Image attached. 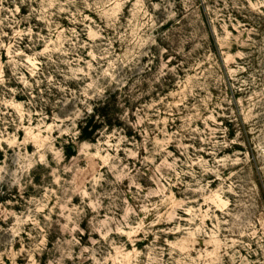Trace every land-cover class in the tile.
Wrapping results in <instances>:
<instances>
[{"label": "rangeland", "instance_id": "rangeland-1", "mask_svg": "<svg viewBox=\"0 0 264 264\" xmlns=\"http://www.w3.org/2000/svg\"><path fill=\"white\" fill-rule=\"evenodd\" d=\"M0 40V264H264V0H0Z\"/></svg>", "mask_w": 264, "mask_h": 264}, {"label": "trees", "instance_id": "trees-1", "mask_svg": "<svg viewBox=\"0 0 264 264\" xmlns=\"http://www.w3.org/2000/svg\"><path fill=\"white\" fill-rule=\"evenodd\" d=\"M21 100H25V98H22ZM110 114H111L110 103L106 102L104 106H101L100 108H95L90 116L86 115L88 117L85 120V126H84V121L80 124L81 135H82L81 139L83 140L92 139V135L99 129L98 125L94 123L96 121V118L102 117L103 119L108 120ZM102 123L105 124L109 123V125L111 124L110 119L108 120V122L103 120ZM76 153L77 151H73L72 154H67V156L72 157L75 156ZM0 157H2L1 152H0ZM2 199L1 201H5V198Z\"/></svg>", "mask_w": 264, "mask_h": 264}]
</instances>
